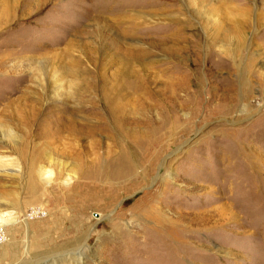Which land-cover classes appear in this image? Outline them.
<instances>
[{
    "label": "rangeland",
    "instance_id": "obj_1",
    "mask_svg": "<svg viewBox=\"0 0 264 264\" xmlns=\"http://www.w3.org/2000/svg\"><path fill=\"white\" fill-rule=\"evenodd\" d=\"M4 2L0 264H72L60 258L82 244L81 264H264V0H206L211 18L187 0H11L3 15ZM134 22L141 63L183 76L182 107L166 92L144 101L151 120L121 127L120 145L90 115L59 135L54 109L81 118L78 95L111 79ZM118 145L128 177L112 176Z\"/></svg>",
    "mask_w": 264,
    "mask_h": 264
},
{
    "label": "bare ground",
    "instance_id": "obj_2",
    "mask_svg": "<svg viewBox=\"0 0 264 264\" xmlns=\"http://www.w3.org/2000/svg\"><path fill=\"white\" fill-rule=\"evenodd\" d=\"M9 1L5 0L4 2L5 7L2 10L3 15L6 14L7 11H9V9H7L10 8L9 5H11ZM187 1L189 3L190 8L192 7V10L199 16L210 18L213 17V15L209 12L210 9L208 7V4L205 3L206 0H201V2H199V0ZM227 10L229 11V8ZM207 12L208 14H206ZM9 20H11V17H0V27L3 25V22H8ZM134 26H136V28L130 27V31L126 33L128 36L132 37V39H130L132 42L129 43L127 47L123 48L119 45L121 48L118 49L117 52L121 54V58L118 62L120 63V65H117L119 67L114 70L111 75V79H97L93 82L92 80H90L85 84L83 91L78 95V100L81 101L85 96H88L90 101V104L88 103V105H84L83 103L76 104L80 113L79 117H81L82 119L75 118L76 116L71 113L70 110H67L68 107L66 108L65 106H61L54 109L56 112H58V120L56 121V123L59 126V128L57 127V129H59V135L60 133L63 134L66 132L76 138L80 129L86 126L84 122L88 121L87 116L90 115L92 120L94 118L96 122H99L100 129L105 131L108 137H117L115 143L119 144V133L121 127L124 126L125 129L134 132L136 125H138V128H141L145 121L151 120L152 116H145L146 113L143 111V109L150 107L146 106L144 104V101H146L147 104H151L152 101H159L160 94L166 92L168 96H170L172 100L175 101L178 107H182L181 105L183 104L181 100H183L184 98H179L178 94L180 89L186 90L183 76L177 78L175 76L176 72L172 69L173 66L170 64L163 66V64L158 61H155L149 65L141 63V57L142 55H145L147 51L146 47H143V43H141V41L139 40L141 37L138 35V30L145 28V26H143V24L141 23H135ZM220 26V24L216 25V27H214L216 28L215 30H220ZM188 39L189 35L186 36L187 41ZM152 42L154 45L160 47L162 51L168 50L173 53H175L174 51H177V48L181 46L180 43H178L179 41H173L174 44L171 45V47L176 46V48L175 50H172L171 47L168 46V43H171L172 41L169 42L162 38L159 40L155 39ZM122 44L123 43L121 42V45ZM146 68H156L157 72L153 73L154 75L147 74L146 72H143ZM32 106L37 107L38 104H32ZM138 113H141L142 116L138 115ZM55 115V112L49 114V116L46 117L47 120L45 121L47 122L51 116L52 117L50 119V122L55 121ZM3 132L9 133L8 135L12 139L16 137L15 134L12 132V129H3ZM131 142L133 144L129 143L130 146L137 148L138 141ZM119 147L121 148L119 152V157H116L118 158V161L116 162L115 160H113V164L115 161L118 167L117 169L115 168L116 170L114 174H112V176L118 178L128 177L129 175H132L134 173L135 168L131 160L129 159L130 157H128L130 156L128 155V152H126L123 146ZM89 170L85 172L82 176L91 178L96 175L94 171ZM39 173H42V171L40 170ZM47 173L51 174L50 171H48ZM51 175L45 178H48V180H50L52 178ZM85 248V244H82V246H78V248H76L73 252L70 251L69 253L65 254V257L60 258V260L67 261L70 259L72 264H81L82 261H84L83 257ZM50 260L51 264H58L59 262L55 258ZM50 260L48 258L42 261L39 260L38 262L47 263V261L49 262Z\"/></svg>",
    "mask_w": 264,
    "mask_h": 264
}]
</instances>
